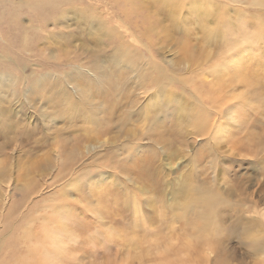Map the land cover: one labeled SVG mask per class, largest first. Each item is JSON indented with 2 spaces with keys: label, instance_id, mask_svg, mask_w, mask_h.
Returning a JSON list of instances; mask_svg holds the SVG:
<instances>
[{
  "label": "rangeland",
  "instance_id": "374dc122",
  "mask_svg": "<svg viewBox=\"0 0 264 264\" xmlns=\"http://www.w3.org/2000/svg\"><path fill=\"white\" fill-rule=\"evenodd\" d=\"M258 1L0 0V261L264 264Z\"/></svg>",
  "mask_w": 264,
  "mask_h": 264
},
{
  "label": "bare ground",
  "instance_id": "6f19581e",
  "mask_svg": "<svg viewBox=\"0 0 264 264\" xmlns=\"http://www.w3.org/2000/svg\"><path fill=\"white\" fill-rule=\"evenodd\" d=\"M263 0H260V1H258L257 3H259L260 5L261 4H263V2H262ZM233 59H235L234 57H233ZM78 93H82V90H80V89H77L76 87H75V93H74V95H76V94H78ZM47 94L48 95H51V96H53L54 95V92L53 91H48L47 92ZM51 96H47V97H51ZM104 105V104H103ZM80 115L79 114H76V115H74V117L75 118H78ZM231 119H233V118H231ZM93 123H97V122H93ZM7 127H10V128H7ZM12 128V126H11V124H7V123H1L0 122V138H1V140L3 141V143H6L7 142V139H8V133H9V131H10V129ZM0 140V143H2V141ZM1 145V144H0ZM209 202V199L207 198V199H205L204 200V203H207L205 206L206 207H208L209 205H210V203H208ZM204 206V207H205ZM255 211V210H254ZM222 215V214H221ZM256 215H258L257 214V212H256ZM262 217L264 218V213L262 214ZM258 224V223H257ZM259 226V225H258ZM62 227H64V228H70L69 227V225H67L66 223H63L62 224ZM46 228H47V226H46ZM255 228V227H254ZM258 230H260V229H258ZM20 232H22V231H20ZM253 231H249V233H252ZM245 233V232H244ZM243 233V234H244ZM21 234V233H20ZM52 234H53V232L51 233L50 231H45V237H49V236H52ZM22 235V234H21ZM54 235V234H53ZM248 236H246L247 238L249 237V234H247ZM254 235V234H253ZM257 235V234H256ZM260 235V234H259ZM258 235V236H259ZM29 236V235H28ZM245 236V235H244ZM243 236V237H244ZM250 236H251V234H250ZM261 236V235H260ZM23 237H25V236H23ZM251 237H254V236H251ZM207 238H209V237H207ZM250 238V237H249ZM255 238L256 237H254V238H252L251 239V241L254 239L255 240ZM261 238V237H260ZM260 238H258V239H260ZM262 239V238H261ZM260 239V240H261ZM264 241V240H263ZM252 242H256V243H254L253 245H252V247H250V248H252L253 250H254V252H257V253H261V254H263L264 253V243H259V241L257 242V240H255V241H252ZM249 246H251V245H249ZM249 249V248H248ZM51 252H55L56 254L57 253H59V252H61L62 251V247L61 246H57V247H55V246H52L51 247ZM253 250H251V251H253ZM220 251V250H219ZM218 252V251H217ZM8 254H10V253H7L6 254V256L8 255ZM31 254V248L30 249H28V253H27V255L26 256H28V255H30ZM167 255H169V254H167ZM5 256V257H6ZM25 256V255H24ZM18 259H20V257H18ZM209 259V258H208ZM223 260H220L219 262H222ZM218 262V261H217ZM21 264H45L44 263V260L42 259V258H40V260L38 261V262H36L35 261V257L34 258H32V259H30V258H25V259H21V262H20ZM223 263V262H222ZM0 264H5V263H3V261H0ZM165 264H170V262H166ZM225 264V263H224Z\"/></svg>",
  "mask_w": 264,
  "mask_h": 264
}]
</instances>
